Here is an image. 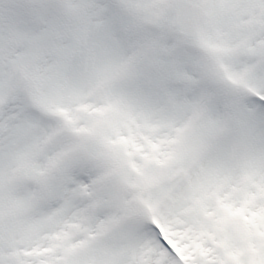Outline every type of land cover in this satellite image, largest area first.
Returning a JSON list of instances; mask_svg holds the SVG:
<instances>
[{"label": "snow or ice", "instance_id": "obj_1", "mask_svg": "<svg viewBox=\"0 0 264 264\" xmlns=\"http://www.w3.org/2000/svg\"><path fill=\"white\" fill-rule=\"evenodd\" d=\"M0 264H264V0H0Z\"/></svg>", "mask_w": 264, "mask_h": 264}]
</instances>
